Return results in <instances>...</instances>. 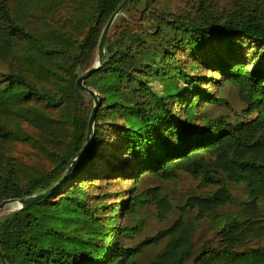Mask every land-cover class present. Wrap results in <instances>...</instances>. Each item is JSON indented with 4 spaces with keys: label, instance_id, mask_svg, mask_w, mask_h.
<instances>
[{
    "label": "trees",
    "instance_id": "16d2710c",
    "mask_svg": "<svg viewBox=\"0 0 264 264\" xmlns=\"http://www.w3.org/2000/svg\"><path fill=\"white\" fill-rule=\"evenodd\" d=\"M123 1L0 0V204L64 181ZM85 85L91 146L0 217L6 263L264 264V0H130Z\"/></svg>",
    "mask_w": 264,
    "mask_h": 264
},
{
    "label": "water",
    "instance_id": "95a60500",
    "mask_svg": "<svg viewBox=\"0 0 264 264\" xmlns=\"http://www.w3.org/2000/svg\"><path fill=\"white\" fill-rule=\"evenodd\" d=\"M129 2H130V0H124L123 3L119 6V8L115 11L113 16L110 18L107 25L105 26L103 33H102V36H101V39H100V42H99L97 64L92 69L88 70L85 74H83L79 78V80L77 81V85H78L79 89L82 92L91 95V97L94 99V102H95V107L93 109V112H92V115H91L90 121H89V128H88V134H87V140H86L85 146L77 154V156L71 161V163L69 165V169L67 171V174L65 175L64 181L58 187H56L52 190H49L47 192H44V193H41L38 195H34L30 198L10 199V200L4 201L3 203L0 204V217L2 216L3 211L5 209H7L8 207H11V208L15 209L16 211L21 210V209H25V208H28V207L38 203L39 201H41L43 199H46L49 196H51L55 191H57L58 188H60V186L63 185V183L66 180H68L70 178L75 167L78 165V163L81 161V159L86 155V153L89 150L91 143H92V139H93V135H94V131H95V125H96V113H97V110L100 106V101H99L97 93H95L93 90L87 88L85 85V82H86L87 78H89L94 72H96L97 70H99L103 66V64L105 62V46H106V41H107V38L109 36V33H110L113 25L115 24L116 20L122 15L124 8L128 5ZM0 261L2 264H7L1 251H0Z\"/></svg>",
    "mask_w": 264,
    "mask_h": 264
},
{
    "label": "rangeland",
    "instance_id": "374dc122",
    "mask_svg": "<svg viewBox=\"0 0 264 264\" xmlns=\"http://www.w3.org/2000/svg\"><path fill=\"white\" fill-rule=\"evenodd\" d=\"M110 34V33H109ZM9 61H6V62H2L1 64V68L2 69H8L10 67V59H8ZM98 61V59H97ZM97 61L95 63V65L97 64ZM182 87H185L184 84L181 85ZM152 87L155 89L156 92L162 94L163 93V88H164V84L161 83V82H154L152 84ZM233 104L234 105H238V100H234L233 101ZM224 108V107H222ZM18 154L23 157L24 159H29L30 161H33L35 160V157L33 156V154L30 152V149L25 147V148H20ZM31 155V156H30ZM98 162V161H97ZM96 173L94 172V175ZM72 175V174H71ZM171 189H174V191L178 192V193H184V194H187V193H194V192H205V190L207 191L208 189L206 188V186L203 184H200V181L196 178H194L193 176H190V175H183L181 176V178L179 179V181L177 183H173L171 184ZM60 190V188L57 189V191ZM56 192V191H55ZM237 199L238 201L241 200V197L237 195ZM240 202H237V204L233 205L231 209L233 210H237L238 209V204ZM16 211L15 209L11 208V207H8L7 209H5L2 213V216L6 215V214H9V213H12ZM209 226L207 225V228ZM60 229L62 230H65L66 227H60ZM209 232V231H208ZM204 237L205 239H208V238H211L212 237V234L209 232V233H204Z\"/></svg>",
    "mask_w": 264,
    "mask_h": 264
}]
</instances>
